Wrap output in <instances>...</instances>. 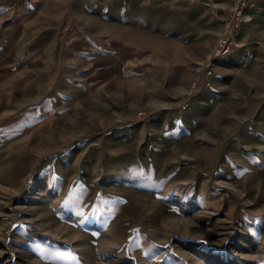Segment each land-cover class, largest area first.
I'll return each instance as SVG.
<instances>
[{
	"label": "rangeland",
	"instance_id": "obj_1",
	"mask_svg": "<svg viewBox=\"0 0 264 264\" xmlns=\"http://www.w3.org/2000/svg\"><path fill=\"white\" fill-rule=\"evenodd\" d=\"M249 6L216 57L234 0H0V264H264Z\"/></svg>",
	"mask_w": 264,
	"mask_h": 264
},
{
	"label": "built area",
	"instance_id": "obj_2",
	"mask_svg": "<svg viewBox=\"0 0 264 264\" xmlns=\"http://www.w3.org/2000/svg\"><path fill=\"white\" fill-rule=\"evenodd\" d=\"M250 1L251 0H234V8L228 26L224 32L219 34L217 39L216 47L214 49V55L216 57H222L231 52L235 40L239 36L246 21V14L250 7ZM207 73L211 74V71L208 70ZM192 87L196 88V81L193 82ZM140 114L143 113L140 112Z\"/></svg>",
	"mask_w": 264,
	"mask_h": 264
},
{
	"label": "snow or ice",
	"instance_id": "obj_3",
	"mask_svg": "<svg viewBox=\"0 0 264 264\" xmlns=\"http://www.w3.org/2000/svg\"><path fill=\"white\" fill-rule=\"evenodd\" d=\"M44 253H41V255H43ZM57 256L63 258V259H75L76 257L74 256L73 253L71 252H57L56 253Z\"/></svg>",
	"mask_w": 264,
	"mask_h": 264
}]
</instances>
